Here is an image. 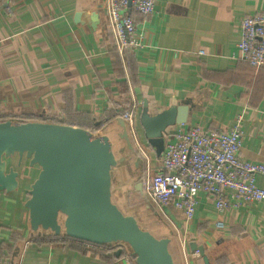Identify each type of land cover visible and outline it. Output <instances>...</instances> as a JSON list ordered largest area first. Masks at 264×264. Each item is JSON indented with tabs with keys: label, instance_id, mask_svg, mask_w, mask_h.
I'll list each match as a JSON object with an SVG mask.
<instances>
[{
	"label": "crops",
	"instance_id": "obj_1",
	"mask_svg": "<svg viewBox=\"0 0 264 264\" xmlns=\"http://www.w3.org/2000/svg\"><path fill=\"white\" fill-rule=\"evenodd\" d=\"M107 1L0 0V110L40 121L73 111L79 114H72L73 121L86 128L96 122L92 117L111 110L114 100L134 104L141 149L121 114L94 132L112 142L117 164L111 194L120 200L144 194L143 182L160 167L163 149L157 154L139 122L143 100L152 114L187 104L186 122L165 132L195 124L226 129L241 115L239 154L264 164V70L242 60L236 48L239 19L264 11V0H156L148 16L129 9L143 33L138 49L118 45ZM15 163V156L7 159L8 165ZM21 170L17 189L0 194V241H8V227L20 228L23 235L12 264H136L126 247L118 255L116 248L99 256L42 238L51 232L31 231L24 202L38 167ZM256 182L264 188V176ZM197 200L190 221L172 205L160 211L156 235L169 238L175 264H264V201L242 202L219 213L202 193ZM215 221L224 227L217 228ZM32 235L40 238L31 240ZM194 246L204 248L207 262L201 254L186 260Z\"/></svg>",
	"mask_w": 264,
	"mask_h": 264
},
{
	"label": "water",
	"instance_id": "obj_2",
	"mask_svg": "<svg viewBox=\"0 0 264 264\" xmlns=\"http://www.w3.org/2000/svg\"><path fill=\"white\" fill-rule=\"evenodd\" d=\"M188 111L187 104H180L152 114L143 100L139 122L157 154L164 147L165 129L185 123ZM14 156L15 167L7 164ZM24 161L38 167L24 202L31 231L64 234L97 246L122 244L136 264H175L169 238L156 237L112 201L111 172L117 159L106 134L51 121L0 120V194L16 190L21 175L16 168ZM194 248L203 256V247Z\"/></svg>",
	"mask_w": 264,
	"mask_h": 264
},
{
	"label": "built area",
	"instance_id": "obj_3",
	"mask_svg": "<svg viewBox=\"0 0 264 264\" xmlns=\"http://www.w3.org/2000/svg\"><path fill=\"white\" fill-rule=\"evenodd\" d=\"M155 1H107L108 21L121 48L142 47L143 33L138 32L129 9L148 16L155 11ZM239 33L236 44L239 57L250 66L264 70V11L242 16ZM121 118L135 146L141 149L135 127V105L122 111ZM241 123L242 117L237 115L226 129L204 130L195 124L165 132L160 167L143 182V193L159 211L172 205L182 211L187 221L194 216L199 193L210 198L219 213L242 202L264 201V188L256 182L257 176H264V164L246 160L239 154L243 136ZM214 224L217 228L224 227L222 221ZM85 245L96 246L88 242ZM199 255V250L194 249L186 252L185 258Z\"/></svg>",
	"mask_w": 264,
	"mask_h": 264
},
{
	"label": "trees",
	"instance_id": "obj_4",
	"mask_svg": "<svg viewBox=\"0 0 264 264\" xmlns=\"http://www.w3.org/2000/svg\"><path fill=\"white\" fill-rule=\"evenodd\" d=\"M131 14V13H130ZM129 61V59H128ZM129 107L128 100L123 99L120 101L114 100L113 108L111 110H107L104 113L103 117H92L91 120H96L95 123L92 125L87 126L86 128L89 129L92 132H95V130L99 129L104 123L108 122L110 119L115 118L121 114L123 110ZM69 112V111H68ZM72 114L75 116H79L78 113L69 112L66 114L63 118H55L51 117L49 118V121L56 122V123H63V124H69L72 126H78L79 124L75 123L72 119ZM18 119V120H36L38 119L34 115L29 114H15V113H8L0 110V120L4 119ZM43 121V120H42ZM8 241H0V264L1 262L5 261L6 264H12L13 256L16 254L18 243L23 240L22 230L20 228H11L8 227ZM44 237H50L53 241H59L63 245L68 246H77L82 251H93L94 253L98 254L99 256H104L107 252H112L117 247L123 246L122 244H111V245H101V246H92V247H86L85 241H81L78 239H73L65 236L64 234L61 235H50V236H42ZM40 238L37 235H32L31 240H38ZM125 246H123L124 248ZM128 250V249H127ZM129 251V250H128ZM130 253V251H129ZM123 255V253L121 254ZM131 255V254H130ZM131 259H134L131 255Z\"/></svg>",
	"mask_w": 264,
	"mask_h": 264
},
{
	"label": "rangeland",
	"instance_id": "obj_5",
	"mask_svg": "<svg viewBox=\"0 0 264 264\" xmlns=\"http://www.w3.org/2000/svg\"><path fill=\"white\" fill-rule=\"evenodd\" d=\"M96 134L100 135L99 133ZM26 166L25 164H22L16 169L22 174L21 169ZM111 199L123 213L132 215L141 227L149 230L153 235L158 237L156 234H159L158 226L160 211L153 205L145 194L127 201L113 197L111 194Z\"/></svg>",
	"mask_w": 264,
	"mask_h": 264
},
{
	"label": "flooded vegetation",
	"instance_id": "obj_6",
	"mask_svg": "<svg viewBox=\"0 0 264 264\" xmlns=\"http://www.w3.org/2000/svg\"><path fill=\"white\" fill-rule=\"evenodd\" d=\"M21 176V175H20Z\"/></svg>",
	"mask_w": 264,
	"mask_h": 264
}]
</instances>
